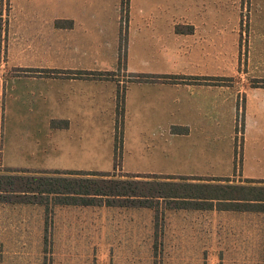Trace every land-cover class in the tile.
I'll return each mask as SVG.
<instances>
[{"label":"crops","instance_id":"obj_1","mask_svg":"<svg viewBox=\"0 0 264 264\" xmlns=\"http://www.w3.org/2000/svg\"><path fill=\"white\" fill-rule=\"evenodd\" d=\"M247 4L257 7L262 18L258 32H253L252 25L250 31L248 25L247 33L241 28ZM8 6L6 35L9 28H14V21H18L16 26L24 39L21 44L24 55L19 63H13L16 65H11L5 57L0 61V67L18 69L13 78H26L27 84L30 83L26 87L28 91L34 89V110L39 108L42 113L35 111L51 121L44 138H33L34 146L27 147L25 155L39 159L40 164H57L63 168H12L0 163L7 173H10L8 169L112 173L114 166L110 171L84 170L80 166L108 164L109 161L115 165L118 160L119 177H233L124 169L120 152L131 138L130 150L134 149L129 152L133 157L131 164L139 165V159L145 156L144 150L169 143L171 137L188 139L192 133H199L198 139L217 148L225 138L220 133L236 130L240 96L243 98L242 125L247 156L249 150V155L259 157L258 161L263 163L264 77L252 78L259 80L258 85H250L246 77L251 78L249 71L255 63L247 49L257 40L260 51L264 52V0H128L125 6L122 0H8ZM0 16H3L1 0ZM250 21L253 23L251 17ZM263 59L260 56L258 62ZM119 66L132 76L130 80L124 81L122 75L117 74L115 69ZM106 72L114 75L98 74ZM236 72L242 75L232 81ZM133 75L143 78L132 80ZM123 87L121 104L118 103V90ZM119 106L122 109L120 130L126 114L135 117L132 130L127 133L124 126L120 138L117 134L120 123L116 122ZM176 112L178 120L173 123L170 116ZM91 115L108 117L111 124L95 127L92 131L89 126L74 123L77 118ZM58 120L62 122L56 123ZM173 127L179 129L173 130ZM61 134L67 136L65 140ZM250 145H255L254 149ZM16 149L9 147L7 158L18 153L22 155V151L16 152ZM245 179L251 186L264 187V177L257 180L246 176ZM2 198L0 209L7 213L41 207L37 203L10 202ZM246 202L243 210L212 204L175 205L168 211L178 218V222H181L180 216H176L179 213L191 212L194 218L210 212L224 220L243 218L247 228L264 229V197ZM64 207L134 214L140 209H150L145 205L106 203H63L54 208ZM4 219L7 218L4 216ZM10 242V237L0 241L3 244Z\"/></svg>","mask_w":264,"mask_h":264},{"label":"rangeland","instance_id":"obj_2","mask_svg":"<svg viewBox=\"0 0 264 264\" xmlns=\"http://www.w3.org/2000/svg\"><path fill=\"white\" fill-rule=\"evenodd\" d=\"M8 7V0H1L3 16H0V32L2 29L0 61L7 57L8 61L12 62L11 65H16L13 63H19L24 55L21 52L24 39L19 27L16 26L18 21H14V28H9L6 35ZM243 16L241 28L247 33L248 25L249 31L252 25L253 32H258L259 21L262 20L258 14V8L247 4ZM247 54L255 58V63L249 71L251 78L246 77L247 83L255 85L259 80L252 79L253 77H264V61L258 62L260 56L264 57V52L260 51L257 40L253 47L247 49ZM122 69L124 67L119 66L115 70H118L117 74L122 75V80H130L132 76L123 72ZM17 71L18 69L0 67V163L12 168H63L62 165L57 164H40L39 159L25 155V149L34 146L33 138H44L51 121L45 115L41 116L36 112L42 113L39 108L34 110L36 104L33 96L34 89L28 91L26 87L30 83L27 84L25 77L13 78ZM241 75L236 72L231 80L234 81L235 77ZM242 104L243 98L240 96L236 130L220 133V136L225 138L219 142L217 148L213 149L198 139L199 133H192L188 139L171 137L169 143L158 144L157 147L163 146L160 149L154 147L144 150L145 156L139 159L140 164L133 165L131 164L133 157L129 156V152L134 151V149L130 150V138L126 144L127 147L121 148L122 167L175 172L177 175H188L189 173L196 175L206 173L214 176L231 175L233 177L217 178L222 180H215L212 183L251 186L246 183L245 178L247 176L257 180L263 179L264 160L262 159L263 163L258 161L259 157L249 155V150L247 156L242 125ZM42 108L44 110L43 106ZM172 109L174 110L173 107ZM117 112L116 122L120 123L122 121L121 106L118 107ZM177 115L176 112L175 115L170 116L171 122L175 123L174 121L178 120ZM134 119L135 117L130 113L125 115V124L121 130L122 125L119 124V133H117L119 138L123 134L124 126L127 133L132 130ZM55 122L60 124L62 121ZM74 123L89 126L93 131L95 127L108 124L109 118L91 115L87 118H77ZM173 128V130L179 129V127ZM66 137L61 134L63 140ZM11 146L17 147L16 152L22 151V155L18 153L11 159L7 158ZM250 146L254 149L255 145ZM104 149L105 147L101 151ZM161 149L164 150L161 151ZM258 152L259 150L256 149L255 153L258 154ZM110 163L109 161L108 164L80 167L84 170L110 171L114 166V172L108 173L107 178L125 180V186L121 187V192L129 195L133 193L152 196L149 200H144V198L132 200L146 202L145 206H149L150 209H140L138 214H134L125 211L115 213L100 208H54L58 204H63L58 203L61 200L55 195L42 196L43 204H37L41 207L28 208L25 212L7 213L0 209V241L7 237H10L11 241L7 244L0 243V264H264V229L247 228L246 220L243 218L224 220L210 212L202 213L200 215L202 217L198 215L194 218L191 217L193 215L191 212L179 213L176 216H180L181 222H178V218L173 216L168 209H172L171 207L175 205L185 204L168 197H155L160 195L156 193L160 187L158 184L147 185L136 181L197 182V180L119 177L121 172L117 170L118 160L115 165ZM58 172H50L48 175L81 177L78 174ZM6 174L9 173L0 165V175L5 176ZM253 185L257 186V184ZM192 190V188L182 186L175 188L167 185L163 187L161 195L175 192L189 195L192 194ZM247 191L244 192L247 197H264V188ZM215 192H218V189H215ZM228 192L227 189L226 193ZM234 193L236 197L242 196L239 191H234ZM104 200L106 199H102L101 203H104ZM212 204H216L217 207L246 208V203L236 205L214 201ZM4 216L7 219L2 220ZM234 216L241 215L234 214ZM19 217L26 218L19 220Z\"/></svg>","mask_w":264,"mask_h":264},{"label":"trees","instance_id":"obj_3","mask_svg":"<svg viewBox=\"0 0 264 264\" xmlns=\"http://www.w3.org/2000/svg\"><path fill=\"white\" fill-rule=\"evenodd\" d=\"M128 0H122V4L125 6ZM107 74L111 73H99ZM142 76L133 75L132 80L142 79ZM147 78V77H146ZM149 78V77H148ZM259 81L255 85H258ZM124 98V87L118 90V103L123 102ZM117 149V146H116ZM9 174L0 175V197L5 201L10 202H22V203H37L43 204L42 196L55 195L57 199H60L58 203L65 204H99L102 199L106 204H123V205H145L146 202H137L132 200H149L150 195L144 194H127L121 192V187L125 185V180L107 178L108 173H74V172H61L63 174H78L81 177L75 176H53L48 175L50 172H29L26 170H12L8 169ZM59 173V172H54ZM128 178L136 177H160V178H179V179H191L197 180V182H175V181H157L149 182L136 180L137 183L143 182V184H158V190L155 197H168L171 199L180 200L182 204L192 206H210L213 201L219 203H247L249 200H258L259 197L250 198L244 194L247 190H263L261 186H245L238 184H222L212 183V181L222 180L214 178H199L191 176H150V175H128ZM17 181V182H14ZM19 182V183H18ZM260 182V181H258ZM16 185H19L16 187ZM178 186L186 187L192 190V194L184 195L178 194L177 192L171 194H163L164 186ZM218 189V192H215ZM229 190L226 193V190ZM234 191H239L242 196H235ZM4 193V194H3ZM194 193V194H193ZM248 193V191H247ZM6 195V196H5ZM6 197V198H5ZM243 197V198H242ZM63 199V200H62ZM131 200V201H130ZM249 203V202H248ZM227 205V204H226ZM235 209H246V208H235Z\"/></svg>","mask_w":264,"mask_h":264}]
</instances>
